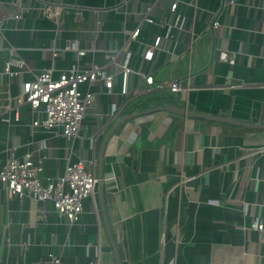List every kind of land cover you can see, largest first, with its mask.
Wrapping results in <instances>:
<instances>
[{"label":"crops","instance_id":"0c3cea01","mask_svg":"<svg viewBox=\"0 0 264 264\" xmlns=\"http://www.w3.org/2000/svg\"><path fill=\"white\" fill-rule=\"evenodd\" d=\"M173 2L184 23L166 36ZM40 3L63 8L58 25L39 14ZM147 14L159 23L143 24ZM0 30V102L29 79L24 68L19 78L3 75L9 58L32 72L52 69L54 78L92 62L114 76L110 94L99 81L80 86L95 103L71 140L60 128H33L42 114L28 105L17 120L0 107V159L5 148L18 158L31 153L44 181L92 159L97 179L73 224L0 183V264H50L51 255L62 264H115L101 191L121 264H264V244L250 229L264 222V129L187 114L264 125V0H0ZM157 37L145 63L140 55ZM74 43L84 56L66 49ZM109 52L119 63L130 53L134 72L124 78L106 64ZM141 73L163 89L146 90ZM174 80L188 88L172 93Z\"/></svg>","mask_w":264,"mask_h":264},{"label":"built area","instance_id":"2783aa9c","mask_svg":"<svg viewBox=\"0 0 264 264\" xmlns=\"http://www.w3.org/2000/svg\"><path fill=\"white\" fill-rule=\"evenodd\" d=\"M161 1V0H158ZM177 3L173 2L169 7L172 20L165 24L167 34L172 28L182 29L184 20H180L176 14ZM150 11V6L146 8ZM39 14L59 24L63 8L52 3L39 4ZM11 18H19L14 15ZM157 24L153 18L147 14L143 18V24ZM218 26L214 21L210 29ZM141 26L134 28L129 32L128 40H136L139 36ZM1 34V30H0ZM193 39L190 41L191 49ZM161 38H155L151 45H148L142 55V60L146 63L153 59L155 51L158 49ZM68 51L77 53L78 57L84 56V51L80 50L75 43L66 48ZM118 52H109L105 54L106 64H117L120 67L121 74L127 77L134 70L130 66V53L126 54L123 63L116 62ZM172 60L177 59L176 54H172ZM220 58L224 59L225 54ZM24 71L29 74V79L21 80L19 92L15 96H10L7 92L5 101L0 102L2 111H13L14 120L18 119L17 111L23 105H28L36 113L42 114V117L35 119L31 126L33 128H43L50 130L60 128L62 136L71 140L78 136L81 124L85 119L88 109H91L95 103V95L90 91L82 92V84H92L102 82L107 94L112 92L114 76L103 66L90 63L85 69L79 66V63L73 64L70 68L62 71L57 78L53 77L52 69H43L39 72H32L26 66L25 62L19 58H9L4 63L3 75L8 78H19ZM146 90L152 88L163 89L162 86L155 85L153 77L150 74L140 75ZM167 88L172 93H179L188 88V85L182 87L179 81H171ZM117 108L112 105L111 116H114ZM8 121V118H4ZM5 157L0 159V183L6 192L23 198L28 197L33 203H50L56 214L64 218L68 223L73 224L80 220L84 213V201L92 197L97 184L95 176V162L92 159L78 160L75 163L66 165L63 174L55 181L41 178L43 173L42 160H35L31 153H25L22 157H16L13 150L5 148L3 153ZM184 182L180 180L182 185ZM250 229L257 233L259 242L264 244V222L255 220ZM50 264H62L60 258L49 256ZM32 264H42L34 262Z\"/></svg>","mask_w":264,"mask_h":264},{"label":"water","instance_id":"95a60500","mask_svg":"<svg viewBox=\"0 0 264 264\" xmlns=\"http://www.w3.org/2000/svg\"><path fill=\"white\" fill-rule=\"evenodd\" d=\"M162 109H164V108H162ZM165 110H167V111L169 110L171 112L173 111V112L181 113V114L183 113L181 110H172V109H167V108H165ZM187 114H190V116L200 117V118H204V119H210V120H215L216 119L218 121L236 123V124L243 125V126H247V127H250V128H258V129L263 128L264 129V125L244 124V123L235 122V121L221 120V119L213 118V117H210V116H204V115H199V114H191L190 112H187ZM133 117L134 116H128L127 118L122 119L121 122H123L124 120L130 119V118H133ZM100 167L102 168V162L100 163ZM102 180H103L102 179V175L99 174L98 183H99V188L100 189H101V186H102ZM100 202H101V208H102V213H103V221H104L106 233H107V235L109 237V240H110V243H111V246H112V250H113V253H114L115 264H121L120 256H119V253H118V250H117L115 241H114V239L112 237L111 230H110L109 225L107 223V219H106V215H105V206H104L102 191L100 192Z\"/></svg>","mask_w":264,"mask_h":264}]
</instances>
